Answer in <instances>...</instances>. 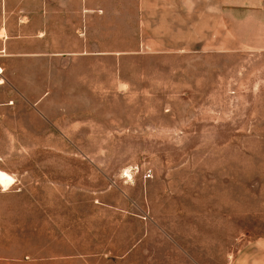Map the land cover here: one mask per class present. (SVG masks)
Returning <instances> with one entry per match:
<instances>
[{"label":"rangeland","instance_id":"obj_1","mask_svg":"<svg viewBox=\"0 0 264 264\" xmlns=\"http://www.w3.org/2000/svg\"><path fill=\"white\" fill-rule=\"evenodd\" d=\"M95 2L10 93L0 264H233L264 243V49L154 51L139 0Z\"/></svg>","mask_w":264,"mask_h":264},{"label":"crops","instance_id":"obj_2","mask_svg":"<svg viewBox=\"0 0 264 264\" xmlns=\"http://www.w3.org/2000/svg\"><path fill=\"white\" fill-rule=\"evenodd\" d=\"M96 8L103 11L91 0H0V123L10 114V93L25 90L20 69L74 54L54 44L88 45ZM138 9L142 46L154 51H213V44L264 49V0H139ZM256 247L233 264H264V243Z\"/></svg>","mask_w":264,"mask_h":264},{"label":"bare ground","instance_id":"obj_3","mask_svg":"<svg viewBox=\"0 0 264 264\" xmlns=\"http://www.w3.org/2000/svg\"><path fill=\"white\" fill-rule=\"evenodd\" d=\"M15 182L14 176L8 171L0 168V185L5 188H9Z\"/></svg>","mask_w":264,"mask_h":264},{"label":"built area","instance_id":"obj_4","mask_svg":"<svg viewBox=\"0 0 264 264\" xmlns=\"http://www.w3.org/2000/svg\"><path fill=\"white\" fill-rule=\"evenodd\" d=\"M147 176L150 177L151 176V173L150 171L147 172Z\"/></svg>","mask_w":264,"mask_h":264}]
</instances>
